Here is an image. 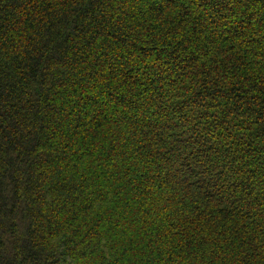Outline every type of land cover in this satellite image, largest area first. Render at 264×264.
<instances>
[{
    "label": "trees",
    "instance_id": "obj_1",
    "mask_svg": "<svg viewBox=\"0 0 264 264\" xmlns=\"http://www.w3.org/2000/svg\"><path fill=\"white\" fill-rule=\"evenodd\" d=\"M0 264H264V0H0Z\"/></svg>",
    "mask_w": 264,
    "mask_h": 264
}]
</instances>
